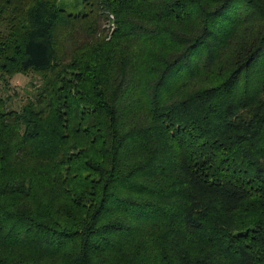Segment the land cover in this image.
<instances>
[{
    "label": "trees",
    "instance_id": "1",
    "mask_svg": "<svg viewBox=\"0 0 264 264\" xmlns=\"http://www.w3.org/2000/svg\"><path fill=\"white\" fill-rule=\"evenodd\" d=\"M76 5L0 0V264H264V0Z\"/></svg>",
    "mask_w": 264,
    "mask_h": 264
},
{
    "label": "rangeland",
    "instance_id": "2",
    "mask_svg": "<svg viewBox=\"0 0 264 264\" xmlns=\"http://www.w3.org/2000/svg\"><path fill=\"white\" fill-rule=\"evenodd\" d=\"M77 0H61V5L66 7L69 11L75 12L77 10ZM113 28V23L110 22L107 25ZM110 29V28H109ZM112 30V29H111ZM31 75L19 73L12 79L13 93L18 91L19 96H15L14 107L18 108L27 98L28 94L32 90Z\"/></svg>",
    "mask_w": 264,
    "mask_h": 264
}]
</instances>
